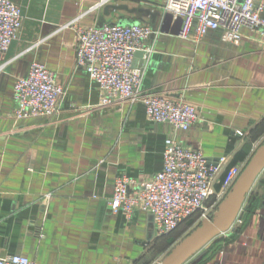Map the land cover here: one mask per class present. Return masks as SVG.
<instances>
[{
  "label": "crops",
  "instance_id": "1",
  "mask_svg": "<svg viewBox=\"0 0 264 264\" xmlns=\"http://www.w3.org/2000/svg\"><path fill=\"white\" fill-rule=\"evenodd\" d=\"M12 1L22 7L23 27L0 52V256L158 264L181 238L158 237L154 216L142 209L113 213L115 181L151 180L172 136L214 165L227 159L222 177L231 165L247 164L264 142V44L248 28L239 44L224 41L222 30L198 42L181 38L182 17L165 9L166 0ZM77 18L81 27L140 23L157 30L145 41L152 53L142 88L183 95L196 105L198 122L175 131L150 121L141 102L99 106L98 83L76 66V32L67 25ZM33 61L68 88L55 118L14 115L15 81ZM186 264H264V177L234 226Z\"/></svg>",
  "mask_w": 264,
  "mask_h": 264
},
{
  "label": "built area",
  "instance_id": "2",
  "mask_svg": "<svg viewBox=\"0 0 264 264\" xmlns=\"http://www.w3.org/2000/svg\"><path fill=\"white\" fill-rule=\"evenodd\" d=\"M165 9L182 17L179 37L198 42L209 30H222V39L239 44L248 28L264 44V0H166ZM80 18V17H79ZM75 28L76 66L85 68L98 83L101 107L115 102L143 103L147 118L165 122L175 131L188 130L200 119L195 104L183 95L148 93L142 88L152 47L145 41L158 33L148 24L106 23ZM195 26V33L192 29ZM22 7L12 0H0V52H7L21 35ZM143 51L135 64L136 53ZM68 88L55 72L33 61L27 76L14 86L17 119L57 117ZM240 134H243L239 132ZM227 159L212 164L199 150L191 149L175 136L167 139L163 169L151 180L138 181L120 175L109 200L113 213L130 216L137 208L151 213L156 235L167 236L183 222L209 218L228 194L246 164L231 165L222 177ZM0 264H37L20 254L0 256Z\"/></svg>",
  "mask_w": 264,
  "mask_h": 264
},
{
  "label": "water",
  "instance_id": "3",
  "mask_svg": "<svg viewBox=\"0 0 264 264\" xmlns=\"http://www.w3.org/2000/svg\"><path fill=\"white\" fill-rule=\"evenodd\" d=\"M143 56V51L136 53L135 64ZM264 177V142L255 150L232 188L221 201L216 212L202 222L158 264H186L210 242L229 231L239 219L243 206Z\"/></svg>",
  "mask_w": 264,
  "mask_h": 264
},
{
  "label": "rangeland",
  "instance_id": "4",
  "mask_svg": "<svg viewBox=\"0 0 264 264\" xmlns=\"http://www.w3.org/2000/svg\"><path fill=\"white\" fill-rule=\"evenodd\" d=\"M202 222V221H201ZM201 222H196L194 224H184L183 226H181L180 228L176 229L174 232H172L170 234L171 238H175L177 237L179 234L181 235L182 233V237L180 236L179 238H181L179 241H181L187 234H189L192 230H194ZM188 226V227H187ZM187 227V228H186ZM186 228V229H184ZM178 238V239H179ZM177 241V240H176ZM163 259V258H162Z\"/></svg>",
  "mask_w": 264,
  "mask_h": 264
},
{
  "label": "trees",
  "instance_id": "5",
  "mask_svg": "<svg viewBox=\"0 0 264 264\" xmlns=\"http://www.w3.org/2000/svg\"><path fill=\"white\" fill-rule=\"evenodd\" d=\"M190 223H191V224H194V223H195V220H194L193 218H190V219L186 220L185 222H183L178 228H180V227L183 226L184 224H190ZM187 227H188V226H187ZM187 227H186V228H187ZM178 228H177V229H178ZM186 228H184V229H186ZM174 231H175V230H174ZM174 231H173V232H174ZM169 235H170V234H169ZM179 235H180V234H179ZM179 235L177 236V238L180 237ZM167 236H168V235H167ZM162 237H163V236H162Z\"/></svg>",
  "mask_w": 264,
  "mask_h": 264
}]
</instances>
